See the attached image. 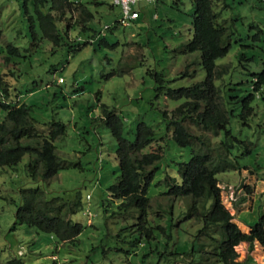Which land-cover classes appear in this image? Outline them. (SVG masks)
Masks as SVG:
<instances>
[{
	"label": "rangeland",
	"instance_id": "374dc122",
	"mask_svg": "<svg viewBox=\"0 0 264 264\" xmlns=\"http://www.w3.org/2000/svg\"><path fill=\"white\" fill-rule=\"evenodd\" d=\"M26 3L30 8L31 0ZM23 4L24 0H0V123L6 116L2 105L8 103L31 106L35 126L44 135L48 122L65 124L66 133L54 145L58 157L70 164L44 186L50 195L80 197L81 205L70 219L82 228L76 241L58 243L50 233L14 224L19 190L33 185L26 173L29 155H24L14 167L0 166V264L12 258L21 264H165L157 260L159 252H166L170 215L162 213L171 200L159 195L166 190L160 180L166 175L179 177L177 163L189 159L190 148L172 140L161 114L179 100L157 93L154 76L162 74L170 88L203 78L199 53L180 51L192 35V0H141L136 7L139 19L129 24L116 23L119 7L107 11L101 5L100 21L92 25L97 31L114 23L111 31H105L109 46L81 44L73 50L64 45L54 48L40 38L37 23L30 28ZM214 10L227 21L231 44L217 63L231 62L236 71L242 61L259 70L264 62V0H214ZM69 36L76 43L85 40V34L75 29ZM8 44L19 54L8 53ZM254 103L261 109L250 127L239 124L238 117L231 119L233 132L252 142V153L238 159L246 167L220 173L217 184L221 204L244 233L264 211V100ZM111 112L122 120L127 139L133 140L137 125L144 123L154 129L156 139L145 151H156L158 145L163 150L147 189L150 206L145 221L139 220L135 207L127 208L108 191L118 175L117 140L106 121ZM180 227L189 235L196 231V225L186 222H178ZM148 231L153 237L149 240ZM185 235L174 239L179 250L191 244ZM235 250L238 262L246 264L249 258L247 264H264V246L257 242L250 252L245 242Z\"/></svg>",
	"mask_w": 264,
	"mask_h": 264
},
{
	"label": "trees",
	"instance_id": "16d2710c",
	"mask_svg": "<svg viewBox=\"0 0 264 264\" xmlns=\"http://www.w3.org/2000/svg\"><path fill=\"white\" fill-rule=\"evenodd\" d=\"M101 5H106L107 11L119 7L121 18V7L113 5L111 0H31L30 8L24 0L23 13L30 28L37 23L40 38L47 39L54 48L64 45L73 50L74 47L80 48L81 44L109 46L105 31H111L114 23L97 31L92 25L96 19L100 21L102 13L98 7ZM192 7V35L180 45V51L183 54L199 53L203 78L189 86L170 88L162 74L154 76L157 93L179 100L173 109L161 114L171 131V138L177 145L190 148L189 159L177 163L179 177L166 175L160 180L166 190L159 195L171 201L162 213V216L170 215L166 252H159L157 261L165 264H244L237 261L235 247L245 242L250 252L256 242L264 246V211L249 224L248 233L242 232L221 204L217 184L220 173L246 167L238 159L252 153V142L233 132L231 119L238 117L239 124L250 127V120L257 116L256 111L261 107L254 101L264 100L261 95L264 62L261 70L254 71L242 61L236 71L231 70V62L217 63L231 47L228 23L221 19L220 12L214 10V0H192ZM72 29L85 34L82 43L69 40ZM6 50L10 54H19V50L10 44ZM1 91L4 95L5 89ZM2 107L6 116L0 123V166L14 167L24 155H29L26 173L33 184L19 190L14 224H25L50 233L58 243L76 241L82 226L73 222L70 215L79 209L80 197L76 195L67 199L50 195L44 186L70 164L58 157L54 145V140L66 133L65 124L56 120L48 122V133L44 135L35 126L31 106L7 103ZM106 121L111 135L117 140L118 162V175L108 191L112 198L123 200L127 208L135 207L139 220L145 221L150 206L147 189L163 157L162 147L158 145L156 151H145L156 140L154 129L147 124L139 123L134 139L129 140L123 134L122 120L114 112L106 114ZM234 149L238 153L234 154ZM175 219L189 226L196 225L194 234L189 235L186 229L178 228ZM192 220L194 222L188 224ZM183 234L191 244L189 248L179 250L174 239ZM145 238L153 237L149 232ZM5 264H21V261L12 258Z\"/></svg>",
	"mask_w": 264,
	"mask_h": 264
},
{
	"label": "built area",
	"instance_id": "2783aa9c",
	"mask_svg": "<svg viewBox=\"0 0 264 264\" xmlns=\"http://www.w3.org/2000/svg\"><path fill=\"white\" fill-rule=\"evenodd\" d=\"M139 1L140 0H111L113 5L121 7L122 15L120 21L122 24H127L131 19L138 17V13L133 8Z\"/></svg>",
	"mask_w": 264,
	"mask_h": 264
},
{
	"label": "clouds",
	"instance_id": "9594fccd",
	"mask_svg": "<svg viewBox=\"0 0 264 264\" xmlns=\"http://www.w3.org/2000/svg\"><path fill=\"white\" fill-rule=\"evenodd\" d=\"M140 1H141V0H140ZM140 1H139V2H140ZM144 1H146V0H144ZM150 1H153V0H150ZM150 1H147V2H150ZM139 2H138V3H139ZM137 6H138V4L136 5V7H137ZM134 10L138 13V17H139V11H138V9H134ZM138 17H137V18H138ZM137 18H135V19H137ZM133 20H134V19H131L127 24L131 23ZM118 23L122 24L121 21H120V18H119V22H118ZM58 81H61V78H59Z\"/></svg>",
	"mask_w": 264,
	"mask_h": 264
}]
</instances>
